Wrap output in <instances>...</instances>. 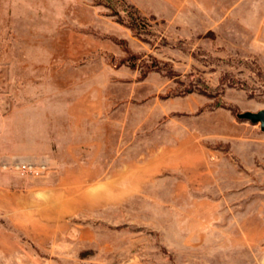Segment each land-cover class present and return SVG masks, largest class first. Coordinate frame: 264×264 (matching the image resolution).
<instances>
[{"label":"rangeland","instance_id":"1","mask_svg":"<svg viewBox=\"0 0 264 264\" xmlns=\"http://www.w3.org/2000/svg\"><path fill=\"white\" fill-rule=\"evenodd\" d=\"M261 109L264 0H0V264H264Z\"/></svg>","mask_w":264,"mask_h":264},{"label":"water","instance_id":"2","mask_svg":"<svg viewBox=\"0 0 264 264\" xmlns=\"http://www.w3.org/2000/svg\"><path fill=\"white\" fill-rule=\"evenodd\" d=\"M236 117L240 120L249 121L252 124H259L260 130L264 132V109L257 112L245 111L237 113Z\"/></svg>","mask_w":264,"mask_h":264},{"label":"built area","instance_id":"3","mask_svg":"<svg viewBox=\"0 0 264 264\" xmlns=\"http://www.w3.org/2000/svg\"><path fill=\"white\" fill-rule=\"evenodd\" d=\"M15 169L17 170V171H20V172H28V171H30L31 170V168H29V167H26V166H24V165H16L15 166Z\"/></svg>","mask_w":264,"mask_h":264}]
</instances>
